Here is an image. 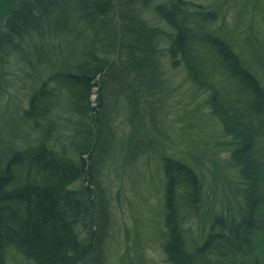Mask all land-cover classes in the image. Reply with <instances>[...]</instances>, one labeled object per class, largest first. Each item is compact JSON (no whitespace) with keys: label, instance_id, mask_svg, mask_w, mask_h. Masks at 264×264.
<instances>
[{"label":"trees","instance_id":"1","mask_svg":"<svg viewBox=\"0 0 264 264\" xmlns=\"http://www.w3.org/2000/svg\"><path fill=\"white\" fill-rule=\"evenodd\" d=\"M144 8L168 29L146 19ZM218 17L193 0H0V97L6 56L18 41L32 39L31 55L51 64L29 74L40 83L18 119L5 120L0 100V264L11 254L34 264H105L106 160L122 151L129 162H150L149 126L167 141L161 130L171 121L166 98L178 68L193 93L205 95L228 139L224 152L240 182L241 208L234 217H210L200 145L183 157L163 154L161 203L149 235L166 264H264V73L253 65L264 69V28L240 34L217 25ZM95 88L99 107L91 103ZM121 104L131 115L122 141L112 118ZM204 208L211 219L196 237L188 222L205 220ZM134 252L142 262L138 246Z\"/></svg>","mask_w":264,"mask_h":264},{"label":"rangeland","instance_id":"2","mask_svg":"<svg viewBox=\"0 0 264 264\" xmlns=\"http://www.w3.org/2000/svg\"><path fill=\"white\" fill-rule=\"evenodd\" d=\"M193 1L206 7L208 11L215 10L217 16H219L217 25L223 23L222 27L230 31L236 29L240 34L245 33L246 35L248 32L255 33L261 27L264 28V0ZM143 15L153 25L168 29L167 25L153 14L151 8H144ZM44 34L46 35H44L45 41L51 42L52 39L48 31L45 32L44 30ZM239 37L240 35L237 34V38ZM237 38L234 39L236 43ZM31 40L27 37L23 41H18L17 47H12L6 56L5 66L8 72H6L8 81L6 82L4 95L6 96L8 108L5 113L9 115L6 116L3 113L6 121L14 118L18 119L19 116L17 115L20 114L27 98L35 90L33 85L38 86L40 83L37 78H30L29 74L36 76L38 74L37 70L44 74L51 67V64L43 65L39 63L40 61L35 59L37 57L31 55ZM58 40H53L54 44L52 45L58 44L60 42ZM63 56L69 57L67 51L61 55V57ZM49 59L54 60V55H51ZM254 63L256 71L263 74L264 69L261 64L257 61ZM33 65L37 67L36 74L32 69ZM170 73L173 77L171 80V93L167 95L168 98L166 99L173 107L168 114V119L170 118L172 122H165L161 130L166 135L167 141H161L160 137L154 136L157 132L149 126L147 127L148 143H153L152 152H150L152 155H148L151 159L150 162L143 164V160L129 162L126 154H123L122 151H117L115 156L112 154L106 160H109L106 166L108 172H106L103 185L110 192L109 197L111 200L108 208L110 223L106 248L111 247L113 251H110L105 264H130L131 260H135V264H142V262L143 264H166L158 240L156 241V236L149 235L148 232V226L154 225L152 220L155 218L156 208L160 206L163 189V177L160 174L159 157L157 156L169 154L183 157L186 152L195 151L192 146L200 145L199 149L202 156H200L197 164L202 168V179L205 188L212 190L208 193V195L210 194V204L207 203L208 211H211L210 217L222 215L224 218L232 214L234 216L239 215V209L241 208L239 199L241 197L236 194L235 190L240 186V182H237L236 171L230 169L228 154L224 152L228 143L227 138H224L221 131L220 122L210 115V109L205 104V95L198 92L193 93V87L186 80L184 71L181 68ZM98 80L100 81V77ZM99 91V88H95L93 91L91 96L92 106L99 107ZM128 112L122 104L114 108L112 112L117 131L121 134L119 135L120 141L124 139L123 136L128 135L125 134L129 131L128 127L130 125L131 115ZM191 116H197V118L190 119ZM0 125H3L2 121H0ZM120 141L118 140V142ZM119 146L121 147L120 144ZM124 166L127 167L126 170H124ZM232 186L234 187L233 190H231ZM207 213V211L202 213V217ZM206 217L205 220H198L200 222H196V220L188 222L195 229L194 235L196 237L201 235L209 225V219L211 218ZM204 222L207 224L202 227ZM84 229L81 226L79 227L81 235H83ZM135 246H138L139 253L144 259L142 262L141 259L138 260L135 257ZM125 251H128L130 256L122 254ZM7 264L34 263L25 260L18 254H11Z\"/></svg>","mask_w":264,"mask_h":264},{"label":"bare ground","instance_id":"3","mask_svg":"<svg viewBox=\"0 0 264 264\" xmlns=\"http://www.w3.org/2000/svg\"><path fill=\"white\" fill-rule=\"evenodd\" d=\"M0 100H1V103H3V105L5 104V102H6V98L5 97H0ZM161 175H162V177L164 176L163 175V171H161V173H160ZM231 190H232V188H231ZM212 191V190H211ZM210 190H209V188H207L206 190H204V192H205V196L203 197L204 199H206L207 200V202H206V204L207 203H209L210 204V202H209V199H210V197H209V195H208V193L209 192H211ZM242 199H239V201H241ZM204 203H205V201H204ZM208 205V204H207ZM205 210H202V212H205L206 211V208H204ZM204 216H206V215H203V217ZM215 216V215H214ZM233 217H234V215H233ZM148 226V225H147ZM106 245H107V243H106ZM106 247V246H105ZM111 247H109V250L112 252L113 251V248H111ZM117 253H119V252H117Z\"/></svg>","mask_w":264,"mask_h":264}]
</instances>
